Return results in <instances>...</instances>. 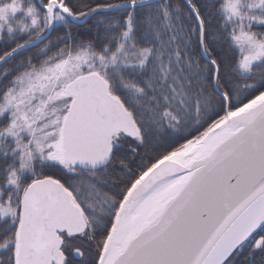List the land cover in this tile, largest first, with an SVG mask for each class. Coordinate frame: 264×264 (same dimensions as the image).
Listing matches in <instances>:
<instances>
[{"label":"snow or ice","instance_id":"obj_1","mask_svg":"<svg viewBox=\"0 0 264 264\" xmlns=\"http://www.w3.org/2000/svg\"><path fill=\"white\" fill-rule=\"evenodd\" d=\"M0 264H264V0H0Z\"/></svg>","mask_w":264,"mask_h":264}]
</instances>
